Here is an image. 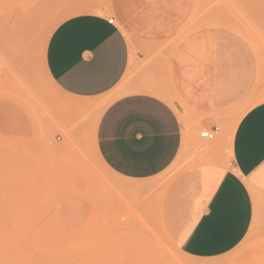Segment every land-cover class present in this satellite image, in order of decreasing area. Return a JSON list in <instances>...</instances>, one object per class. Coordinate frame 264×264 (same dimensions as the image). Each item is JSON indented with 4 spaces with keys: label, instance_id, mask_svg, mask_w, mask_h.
Here are the masks:
<instances>
[{
    "label": "rangeland",
    "instance_id": "obj_1",
    "mask_svg": "<svg viewBox=\"0 0 264 264\" xmlns=\"http://www.w3.org/2000/svg\"><path fill=\"white\" fill-rule=\"evenodd\" d=\"M69 5L0 0V264H191L156 222L159 194L180 158L143 184L114 177L95 147L97 121L112 95L73 101L46 73L47 40L76 12ZM144 5L115 21L132 69L114 94L153 90L174 102L163 78L173 60L190 73L217 57L235 63L236 101L215 122L213 141L200 138L204 128L196 131L188 166L208 144L228 141L244 113L264 102V0Z\"/></svg>",
    "mask_w": 264,
    "mask_h": 264
},
{
    "label": "crops",
    "instance_id": "obj_2",
    "mask_svg": "<svg viewBox=\"0 0 264 264\" xmlns=\"http://www.w3.org/2000/svg\"><path fill=\"white\" fill-rule=\"evenodd\" d=\"M58 1L76 12L51 32L45 70L70 100L112 95L95 131L103 166L123 182L143 184L180 158L158 197L161 234L191 264H264V102L244 113L228 141L208 144L185 166L195 157L196 131L217 128L236 101L235 63L217 57L190 73L173 60L163 78L174 102L153 90L116 95L132 59L115 21L131 18L147 0Z\"/></svg>",
    "mask_w": 264,
    "mask_h": 264
},
{
    "label": "built area",
    "instance_id": "obj_3",
    "mask_svg": "<svg viewBox=\"0 0 264 264\" xmlns=\"http://www.w3.org/2000/svg\"><path fill=\"white\" fill-rule=\"evenodd\" d=\"M108 23L113 24V19H109ZM217 135H218V129L217 128H214L212 130H204V131L200 132V138H203L207 141H213Z\"/></svg>",
    "mask_w": 264,
    "mask_h": 264
},
{
    "label": "bare ground",
    "instance_id": "obj_4",
    "mask_svg": "<svg viewBox=\"0 0 264 264\" xmlns=\"http://www.w3.org/2000/svg\"><path fill=\"white\" fill-rule=\"evenodd\" d=\"M167 180H168V179H167ZM167 180H166V181H167ZM158 181H159V180H158ZM144 187H145V186H144ZM140 189H141V188H140ZM140 189H139V190H140ZM158 193H159V192H158ZM159 200H160V199H159Z\"/></svg>",
    "mask_w": 264,
    "mask_h": 264
}]
</instances>
